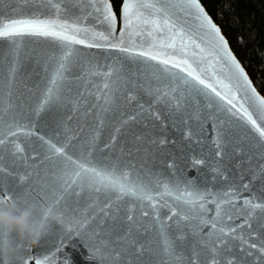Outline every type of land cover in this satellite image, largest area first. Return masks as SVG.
Returning <instances> with one entry per match:
<instances>
[{
    "label": "snow or ice",
    "instance_id": "6c2138e0",
    "mask_svg": "<svg viewBox=\"0 0 264 264\" xmlns=\"http://www.w3.org/2000/svg\"><path fill=\"white\" fill-rule=\"evenodd\" d=\"M29 2L20 0L23 4ZM31 2L34 10L28 15L9 17L0 12V42L4 45L0 64L6 66L5 72L0 74V173L11 177L16 173L10 168L27 166L30 160L39 158L38 169L45 162L47 165L41 170L42 179L40 172L35 173L41 183L33 189L38 193L33 202L58 205L66 196H73L89 201L88 208H94L101 205L103 198L98 211L91 215L83 212L78 226L72 230L78 237L82 233L97 238L103 235L105 239L99 240L96 248L103 261L114 264H264V195L253 193L238 203L240 197L236 190L247 172H252L241 165L250 164L253 154L264 159V98L252 87L220 28L199 0H123L119 34L117 18L108 0ZM0 7L11 10L15 5L9 0H0ZM74 9L80 15H76ZM93 14L105 25V30L83 23ZM68 15L72 16L71 20L64 18ZM26 38L54 45L44 53L52 65L49 69L45 64L47 77L43 93L30 111L26 110V102L14 94L23 67L21 53ZM78 46L98 50L87 53L90 67L99 68L101 53L119 52L139 59L144 75L157 80L161 76L168 79L167 90L161 92L157 88L156 92L157 99L169 109L166 112L169 126L180 134L179 142L172 141L177 145L176 150L157 153L145 148L139 167L134 161L121 167L118 158L104 155L109 144H115L117 135L124 137L120 142V155L125 154L123 145L128 144L129 135L136 140L147 136L149 146L157 145L161 149L167 143L158 135L164 131L163 125L144 124L147 129L144 133L122 131L130 121H141L136 115L124 118L125 112L115 103L116 94L121 93L129 103L137 97L124 90L127 80L120 76L122 66L107 63L105 70L98 74L109 79L104 82L103 94L97 95V100H102L101 111L110 114L111 119L98 113L92 135L73 143L76 137L69 135V126L57 109L64 106L68 73L73 66L78 67L85 56ZM113 76L115 81L110 79ZM192 99L196 100L195 105ZM68 103L74 110L78 107L77 101ZM139 106L143 109L142 104ZM44 114L47 118H43ZM208 115L215 118L212 125L215 136L211 140L205 136ZM155 118L160 120L159 113ZM105 129L115 134H110L109 144L100 145ZM191 140L197 147L185 143ZM26 141H30L27 147L24 146ZM238 144L246 147L235 148ZM186 149L189 153L199 150V158L191 156V166H210L213 173L229 182L228 186L216 191L210 190L207 183L201 186L188 181L182 186L180 180H162V170L154 173L152 167H146H154L159 162L169 169L186 171ZM97 151L102 154L101 160L110 163L98 162ZM140 151V148H132L127 155ZM234 154L242 159L230 167ZM33 174L20 175L16 184L6 180L0 201L28 200L20 185ZM257 178H264V165L252 176V180ZM250 184L251 180L243 187L248 189ZM57 190L59 198L49 203ZM259 191L264 193V184ZM75 203L79 206V201ZM97 217L98 225L90 228ZM57 230L55 225L50 228L45 244L51 242ZM150 232L154 234L149 236ZM38 246L45 245L39 243ZM24 252H29L31 259L26 258ZM58 256V247L42 257L29 249L16 257L13 264H59Z\"/></svg>",
    "mask_w": 264,
    "mask_h": 264
},
{
    "label": "water",
    "instance_id": "95a60500",
    "mask_svg": "<svg viewBox=\"0 0 264 264\" xmlns=\"http://www.w3.org/2000/svg\"><path fill=\"white\" fill-rule=\"evenodd\" d=\"M10 3L15 5V7L11 10H5L0 7V12L3 13L4 16L9 17H17L20 15H28L34 10V6L30 0L28 4L20 3V0H9ZM75 2V0H73ZM87 0H85V3ZM108 2L112 5L111 1ZM200 2V0H199ZM202 5V3L200 2ZM203 6V5H202ZM113 8V5H112ZM122 8V7H121ZM205 9V7L203 6ZM76 15H80L77 10H73ZM206 11V9H205ZM116 15V30L117 34H119L120 28L122 27V19H121V9L119 15L114 11ZM207 12V11H206ZM47 14V13H46ZM208 14V12H207ZM209 15V14H208ZM212 19V17L209 15ZM64 18L72 19L71 15H68ZM214 22V20L212 19ZM89 27H95L97 30L103 31L105 30V25L98 22V19L95 14L89 16L87 20L83 21ZM215 23V22H214ZM216 24V23H215ZM217 25V24H216ZM218 26V25H217ZM219 27V26H218ZM220 28V27H219ZM221 30V29H220ZM221 34L223 35L222 31ZM224 36V35H223ZM225 38V36H224ZM227 41V39L225 38ZM228 43V41H227ZM3 43L0 42V54L3 51ZM54 45L47 41H30L26 38L23 51L21 53V62L23 67L21 69L20 75H18L17 83L14 87L15 96L21 97V99L26 102L27 108L26 110L30 111L35 108L37 101L43 93V89L46 82L47 73L45 72V64L48 65L49 69L51 68L52 61L47 59V56L44 53L48 52L49 49L53 48ZM82 53L85 54L83 59L81 60L80 65L73 66V69L70 73H68V82L65 84V100L64 106H61L57 109L58 113L61 114L69 126V135L75 136L76 139L73 140V143H78L80 140L88 138L92 135L94 130L95 121L97 119V114L100 116H105L106 119H111L110 114L106 115L101 111L103 105L102 100H97V95L103 94V84L109 78L104 77L98 73L104 71V64L107 63L114 67L122 66V70L120 72V76L124 77L127 80V85L125 86V91L133 93L137 99L131 101L129 103L128 100L124 98L121 93L116 94L115 103L116 105L121 106V111L125 112L124 118L126 119L128 115H136L137 120L141 121V123H137L136 121H130L127 125L123 126L122 131L129 132H140L144 133L147 131L146 128L143 127L144 124L151 125H163L164 131L160 132L158 135L160 138L166 139L167 143L164 148H159L157 145L149 146L147 141L149 137L145 136L141 140H136L132 135L127 137L128 144L123 145L125 149V154L120 155L121 140L124 139L122 135H117V139L114 145L109 144L110 134H115L110 129H105L99 139L100 145L109 144V147L105 150L104 155L111 154L114 158L119 159V163L121 167H124L128 161H134L139 167L141 161V157L145 155L143 149L148 148L149 151L155 150L157 153L161 151H169L176 150L177 145L173 144L172 141H180V134L173 130L169 124L166 116V112L169 110L166 108L164 102L162 100L157 99L156 89L159 88L161 92L167 90L168 79L165 76H161L159 80L153 78L150 75H144L141 71V61L139 59H133L127 54L112 52L110 54L101 53L100 54V66L99 68L90 67L87 63L88 56L87 53H95L98 50L96 49H85L82 46H78ZM228 47L231 53L235 56L237 62L244 69L247 74L245 68L238 60L234 52L232 51L229 43ZM34 53H40L39 56ZM107 57L105 60L104 57ZM155 64V62H152ZM159 67V66H157ZM6 66L4 64H0V74L5 72ZM248 76V74H247ZM25 77H28L25 79ZM252 87L256 90L257 94L264 98L259 91L256 89L252 80L248 76ZM111 81H115L116 77L113 76L110 78ZM27 85V86H25ZM38 85V86H37ZM136 85H145L144 88L136 87ZM71 89V91H67ZM170 99V98H169ZM68 101H77L78 107L74 110L73 105L68 103ZM138 101V102H137ZM191 103L193 105L196 104V100L192 99ZM140 104L143 105V109L140 108ZM174 110V109H172ZM201 110H203L201 106ZM191 111V109H189ZM159 113L160 120L155 118L156 114ZM139 114V115H137ZM151 114V115H150ZM220 118H223V113L219 114ZM71 117V119H68ZM43 118H47V114H44ZM215 118L211 115L207 116L205 121V136L211 140L212 137L215 136V132L212 130V125L214 123ZM118 124L119 121L117 120ZM254 135V134H253ZM30 143V141L25 142V147ZM185 143H191L193 147H197L194 140L186 141ZM235 148L246 147L245 144L234 145ZM132 148H140L141 151L139 153H133L132 156H128V150ZM231 150V149H230ZM28 152L31 153V148H28ZM178 154V153H177ZM101 153L97 151L95 155V159L100 163H110L109 161L101 160ZM185 159L187 161L186 171L181 172L179 169H169L165 165L160 164L159 162L153 167L152 165H146V167H152L154 173H161L160 178L166 181L175 182L176 180H180L183 183L188 181H192L197 185L203 186L207 183V187L216 191L221 187H227L229 182L225 181L222 176H218L211 171L210 166L206 165H196L191 166V156H197L199 158V150L196 152L189 153L187 149L185 150ZM242 159L240 155H235L231 161V165L235 166ZM39 163V158L34 161H29L27 166L20 165L16 168H10L11 171L16 173L11 177L5 176V174L0 173V191L3 190V185L6 180L11 181L13 184L18 183L20 175L26 172H32L33 175H30L26 178L22 185H20V190L24 195L28 197V200L34 201L37 197L38 193L35 192V189L41 183L42 179V169L47 165L45 162L44 165H40L38 169L36 165ZM180 163H184L181 161ZM7 166V161L5 162ZM264 165V159H261L259 156L253 154L251 163H244L241 167L245 170L252 169V172H247L243 181H240L237 184V192L239 193V201L238 203H242L243 199L250 197L255 193L256 195H264L259 191V187L261 184H264V178H257L252 180V176L259 172L261 166ZM135 171V170H134ZM235 171H239V169H235ZM41 173V179H38L35 173ZM215 176V179L213 177ZM251 180V184L248 189L243 187V184L249 183ZM60 196L59 190H57L54 194H52L49 203L51 201H55ZM76 201H79V206L76 205ZM89 201L81 200L78 197L66 196L64 200H61L57 206V208L67 215L72 216L76 219L81 218V214L83 212H87L91 215L94 212H97L99 207L104 203L102 198L101 205H97L94 208H88ZM147 207V206H146ZM208 207L214 208V205H208ZM167 212V209L164 210ZM137 216H139V211H137ZM99 217H97L96 221H93L90 225V228H94L98 225ZM240 223L242 221H236ZM154 233H149V236ZM105 239L103 235L100 237H91V234L87 235L81 234L79 237L77 236L75 231L64 233L60 229L54 231L51 237V242L45 244L46 241L49 240L47 236L46 239L40 242L41 245H45L43 248H40L38 245L32 249L36 251V255L38 257H42L46 254H51L55 248H59V256L58 261L59 264H114L113 261H103L101 260L100 253L96 251L98 246V241ZM23 255L26 258L31 259L29 252H24Z\"/></svg>",
    "mask_w": 264,
    "mask_h": 264
},
{
    "label": "trees",
    "instance_id": "16d2710c",
    "mask_svg": "<svg viewBox=\"0 0 264 264\" xmlns=\"http://www.w3.org/2000/svg\"><path fill=\"white\" fill-rule=\"evenodd\" d=\"M119 15L123 0H110ZM264 97V0H200Z\"/></svg>",
    "mask_w": 264,
    "mask_h": 264
},
{
    "label": "clouds",
    "instance_id": "9594fccd",
    "mask_svg": "<svg viewBox=\"0 0 264 264\" xmlns=\"http://www.w3.org/2000/svg\"><path fill=\"white\" fill-rule=\"evenodd\" d=\"M53 225L68 233L78 226V219L54 204L0 201V264H13L23 251L46 239Z\"/></svg>",
    "mask_w": 264,
    "mask_h": 264
}]
</instances>
